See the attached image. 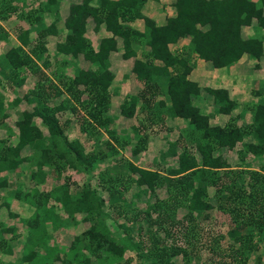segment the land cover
Wrapping results in <instances>:
<instances>
[{
	"label": "trees",
	"instance_id": "trees-1",
	"mask_svg": "<svg viewBox=\"0 0 264 264\" xmlns=\"http://www.w3.org/2000/svg\"><path fill=\"white\" fill-rule=\"evenodd\" d=\"M12 1L0 0V21H6L17 13V7L11 4ZM56 1L58 0H46L40 9L28 14L30 21L33 15V19L40 22L45 13L54 15L56 21H59V16L52 10ZM144 1L82 0L81 3L70 6L69 14L60 25L67 33L62 42L56 43V50L59 54L72 58L81 55L91 63L93 69L77 67L68 79L57 74L58 82L49 79L37 67L33 69L39 73V80L21 98L31 110L21 113L17 127L18 140L40 157L38 167H41V163H47L60 171L62 167L76 163L82 165L97 158L95 153H85L78 139L70 138L64 133L66 128L60 123L58 113L69 110L72 114H77L79 129L83 133L90 134L102 128L113 137L108 128L110 118L104 114L109 111V87L114 77L109 69V55L117 49L115 37L118 36L123 41L124 58L136 57L135 45L149 49L143 58H135L132 67V72L143 83L144 89L141 94L131 95L120 105V115L133 117L136 105L142 100L141 96L146 99L167 94L170 104L167 105L163 100L158 104L167 109L168 116L182 118L194 127L198 134L193 136V146L199 153L200 160L184 147L178 154L177 166L167 168L164 173L136 166L132 162H127L129 172L121 176L122 181L101 173L98 178L101 181L97 182L109 196L111 204L108 208L112 213H122L120 199L132 185L137 188L146 187L152 193L157 188L166 190L165 197H156L155 202L143 211L135 210L130 216L125 213L127 219L131 220L130 227L124 229L123 236L117 239L102 221L103 216L107 215L106 204L96 186L86 185L79 192H73L69 186L63 185L58 189L59 194L44 192L38 188L22 194L16 190L13 197L21 202L27 201L34 209L32 218L26 219L25 224L32 231L39 228L32 235L37 242L47 239L49 231L63 225L69 226L67 221L59 220L55 206L49 204L51 197L72 218L81 212L96 213L99 216L101 222L92 224L75 236L68 249L69 257L60 256L58 248L54 249L52 260H60L63 264H94L91 256L98 259V264H115L117 258H121L124 253V243L137 247L139 258L142 259L139 264H172L171 260L178 255L187 259L184 247L166 242L171 234L170 226L178 225L182 233L190 232L195 217L213 207L230 218L231 226L227 235L236 245L233 251L238 253V262L246 264L248 254L260 250V244L264 243V92H259L260 99L250 124L238 126L231 119L224 126H212L209 124V116L194 102L200 94L199 85L187 77L192 68L189 62L192 54L211 61L214 67L219 68L238 61L244 54L259 58L262 55L261 39L256 36L244 37L242 28L249 26L253 20L264 27L262 7H256L252 0H175V16L167 18L162 25H156L144 15ZM261 2L264 4V0ZM89 17L93 18L95 29L104 22L111 33L100 40L96 51L84 36ZM137 19L143 21L141 31L130 25ZM29 24V28L16 32L19 43H15L4 53L3 63L0 64V83L6 80L10 86L23 85L26 81L24 70L29 71L35 58L41 59V54L45 51L42 37L48 30L55 31L56 27L55 24L49 27L33 25L35 23L32 21ZM7 35L8 32L0 24V40ZM182 39H187L188 43L184 51L177 54L170 49V45ZM173 68L176 69L174 72ZM165 79L166 84L163 83ZM81 86L84 89L78 91ZM206 90L213 96L219 112L230 114L236 108L237 104L229 98L226 89ZM66 92L72 93V99L82 106L85 116L77 113L75 104L59 99ZM83 93H86V98H82ZM2 109L0 99V111ZM36 119L41 120L39 126ZM41 124L48 130L47 135ZM136 133L139 137V132ZM113 139L118 141L116 136ZM237 143L242 146L240 154L250 153L259 161L257 168H231L226 158L218 153L219 148L225 146L232 149ZM144 144L145 140L140 136L133 152H139ZM109 146L115 147L114 144ZM21 149V145L0 144V174L15 170L23 162L20 158ZM98 153L100 157L105 156L100 150ZM30 175H38V181L45 179L41 168ZM0 187H7L6 178H0ZM210 196H213L214 203L209 199ZM179 209L185 211L182 219L173 220ZM153 212L156 213L155 219L152 218ZM141 218L149 227L147 234L144 232L145 236H142L150 242L147 247L144 239L133 240L131 236L134 229L141 232V228L136 226V221ZM112 221L118 228L124 227L115 218ZM77 223L73 220L71 225ZM12 230L0 228V234L10 233ZM161 232L165 239L158 236ZM4 245L0 241V249ZM4 253L8 254L9 251L4 250ZM38 255V249L29 251L22 256L21 264H51L44 260L32 262ZM0 264H13V261H0Z\"/></svg>",
	"mask_w": 264,
	"mask_h": 264
},
{
	"label": "rangeland",
	"instance_id": "rangeland-1",
	"mask_svg": "<svg viewBox=\"0 0 264 264\" xmlns=\"http://www.w3.org/2000/svg\"><path fill=\"white\" fill-rule=\"evenodd\" d=\"M31 1L32 0H28L27 2L31 4ZM21 3L22 4L19 3L15 5L18 11L14 15L13 21H8V18L6 20L7 22L1 21L2 23H0L2 26L4 25L3 27L10 30L11 33L23 29L31 23V21L35 24L40 23L36 19H33V15L32 20L30 21L29 19L30 13H34L37 9H33L30 5H26L24 1ZM27 15L28 17H26ZM5 31L7 32L6 29ZM7 36L6 38L2 37V39L7 40ZM45 41L46 50L42 52L41 59L35 58L34 64L29 66V71L24 70L26 72V81L23 85L10 86L6 83V80L0 83V99L3 103V109L0 111V144L8 146L21 145L20 158H22L23 161L15 170L0 174V178H6L7 180V187H0V228L13 229L10 233L3 232L0 234V241L5 244L4 247L0 249L1 262L13 261V264H21L23 255L33 249H38L39 255L37 259H32V262L44 260L49 261L51 264H63L60 260H52L54 258L52 254L54 249L56 250V248H58L59 255L67 258V256L70 255L68 249L75 236L80 235L92 224L101 222L96 213L86 214L81 212L77 213L75 217L72 218L65 213L61 209L60 204L56 203L53 197H51L49 204L55 206V211L58 212L59 220L67 221L69 226L63 225L53 231H49L47 239L37 242L33 240L32 235L36 230H39V228H34V231H32L25 224L26 219L32 218L34 209L26 203L27 201L21 202L13 197V193L16 190L20 191L22 194L29 190L32 192L34 190L33 188H38V190L44 192L59 194L60 192L58 189L63 185L69 186V189L73 192H79L83 187H86V185H92L94 188L96 186L106 204L107 215L103 216L102 221L117 239L123 236L124 229L130 227L129 223L131 220L127 219L128 214L130 216L135 210L143 211L151 206L155 202L156 197L163 198L166 196V190L164 188H157L155 192L152 193L149 192L146 187L137 188L135 185H132L128 191L123 193L120 199L119 205L122 209V213H112L108 208V205L111 204L109 196L105 191H102L97 182L100 180H98V178L101 176V173L106 177H116L119 181H122L121 176L129 172L127 162H132L136 166L142 168L160 170L164 173L167 168L177 166L178 154L184 147L188 148L196 156L198 161L200 160V155L193 146V136L198 134L194 131V127L186 121L183 125L182 123L181 125L172 124L167 109L158 104V102L163 99L158 95L149 97V93L147 92V97L149 98L144 99L143 96H141L142 100L136 105V111L133 117L127 118L120 115V106L118 103L109 106V109L111 107L112 110H109V113L104 115L110 118L108 128L110 130L109 132L113 133V137L102 128L90 134L83 133L79 129V118L77 114H72L69 110L60 111L58 116L63 128H66L64 133L70 138L78 139L81 142L84 152L95 153L97 158L90 161L88 160L82 165L76 163L73 164V166L62 167L60 171L52 168L47 163H41V167H38L37 162L40 160V157L36 156L28 146H23L17 137V127L18 121L21 118V113L24 110H31L21 98L25 93L31 90L39 80V73L34 72L36 67L40 69V71L45 72L49 79L53 81H57V74L67 79L73 74L71 73L70 64L73 59H62L58 53L51 55L47 49V40ZM6 42L7 41L0 44L1 63H3L4 52L9 47L10 43L9 41ZM184 47L185 46H180L178 49H175L174 52L180 54L184 51ZM189 60V62L193 64V57ZM77 61L79 66L83 64L81 57H78ZM77 64L73 67V70H75ZM175 70L174 68L172 69L173 72ZM166 82L167 80L165 79L163 83L166 84ZM118 88L120 90L122 89L121 86ZM80 89L84 88L81 86L78 91ZM142 89H144V85ZM142 89L139 92L140 94L141 91H143ZM129 97H131V93L127 92L125 98L121 100L122 103L128 100ZM82 98H86V93H83ZM59 99L66 103L70 102V104H75L77 113L79 112L81 116H85V110L78 102L72 99L71 92H66ZM165 99L167 100V98ZM252 113H250V116L247 118L249 120L247 124H250L252 121ZM67 120H69V122ZM35 122L39 126L41 120L36 119ZM42 129L44 134L47 135L48 130L46 127L42 125ZM137 131L140 136L144 138L145 144L139 152H133L137 147L140 137L136 135ZM115 136L118 141L113 139ZM109 144H114L117 148H110ZM239 149H242L241 144H238L232 149L224 146L219 148L218 153L226 158L231 168L244 167L254 169L259 166V161L252 154H240ZM99 150L101 153L105 154L104 157H100L101 155L98 153ZM39 168L44 172V181H38V175H30L33 173L35 174ZM105 173L107 174L105 175ZM31 177H33V179H31ZM209 199L214 203L213 196H210ZM125 213L127 216H125ZM183 213H185V211L179 209L178 213L174 215L173 220L180 221L183 217ZM155 216L156 213L153 212L152 218L155 219ZM112 217L115 218L118 223L124 224V227L118 228L112 221ZM73 220L78 223L71 225ZM136 222V226L141 228V232L139 233L138 230L135 231L134 229L131 232V236L133 240H142L144 239L142 236L149 227L142 218ZM194 224H191L193 228H190V232L187 231L188 233L185 230V233H182V229L178 225L170 226L171 234L166 242L184 247L187 253V259H185L183 255H178L171 260L172 264H226L227 262L241 264V261L238 262L237 259V257H239L238 253L233 251L236 245L227 235V231L231 226V220L227 215L220 212L216 207H213L210 210L198 214L195 217ZM154 229L155 226L152 227V230ZM28 231H30V233ZM158 236L165 239L163 232L158 233ZM144 242L146 247L150 243L149 240L145 239ZM124 246V253L121 258H117L118 260L115 264H139V261L142 259L139 258L137 247L129 246L125 243ZM260 246V250L248 254V261L246 264H264V243H261ZM4 250H8L9 253H4ZM42 256H44V258H42ZM91 260L94 264H98V259L96 257L91 256Z\"/></svg>",
	"mask_w": 264,
	"mask_h": 264
},
{
	"label": "crops",
	"instance_id": "crops-1",
	"mask_svg": "<svg viewBox=\"0 0 264 264\" xmlns=\"http://www.w3.org/2000/svg\"><path fill=\"white\" fill-rule=\"evenodd\" d=\"M26 2V5H30L33 9H40L41 6L46 2V0H32L29 4L28 0H13L12 5H18L21 2ZM37 1V2H35ZM82 0H58L52 6V10L59 16L60 20L56 21L55 16L49 13H45L43 20L39 24L49 27L50 25H56L54 28L55 31H47L44 37H42V42H44V47L46 48L47 40V49L51 55L58 53L56 50V43L62 42L66 35V30L60 25L63 22L64 18L70 12V6L81 3ZM256 3V7H262V15L264 16V4L261 0H252ZM175 0H145L142 6V11L144 15L153 20L156 25H162L166 22V19L173 17L176 14V8L174 6ZM23 6V5H22ZM14 15L9 17L8 21H13ZM7 22V21H6ZM58 22V23H57ZM0 23H2L0 21ZM2 25V24H1ZM36 25V24H33ZM95 22L92 17H89L85 26L84 36L87 38L88 42L92 45V48L96 51L98 49L100 40L104 37H108L111 33L106 29L104 22H101L98 27L95 29ZM130 25L139 31L143 28L142 20H135ZM4 26V25H3ZM31 25L28 24L23 29L29 28ZM8 36L7 40L1 39L2 42L9 41V47L7 50L13 46L15 43H19L15 36L16 32L11 33L6 27ZM53 29V28H51ZM242 35L244 37L256 36L261 39L262 42V55L259 58H253L249 55H242L241 58L231 63L225 67H214L211 61H206L198 58L195 54H192L193 64L191 71L188 75V79L195 81L200 87V94L197 99L194 100L195 104L199 106L205 114L209 116V124L212 126L219 125L224 126L228 121H233L238 126L246 125L248 123V117L250 113H254V110L260 99L259 92H264V27L257 25L256 21L253 20L252 23L242 28ZM117 40V49L112 51L109 55V69L113 74V80L109 87L110 92V106L117 104L120 106L122 104L123 98H125L126 93L130 92L131 95H137L140 90L143 88V83L137 78L135 73L132 72V67L134 64L135 58H143L144 55L148 52V47L144 46H134V51L136 57L124 58L122 56L123 50V41L120 37H115ZM4 40V41H3ZM6 42V43H7ZM134 42V39H133ZM135 43V42H134ZM188 43L187 39H182L170 45V49L174 51L180 46H186ZM6 50V51H7ZM46 50V49H45ZM5 51V52H6ZM4 52V53H5ZM3 53V52H2ZM1 54V53H0ZM62 59L71 58L73 59L71 64V73H73V67L77 64L78 57H81L83 64L77 67L83 69H93L91 63L85 61L80 55L76 58L70 56H63L59 54ZM157 62V61H156ZM158 63V62H157ZM1 64V62H0ZM67 64V62H66ZM76 67V68H77ZM121 86V90L118 88ZM206 88L217 89L222 88L226 89L228 96L233 100L237 106L233 109L230 114H223L218 111V106L213 102V96L207 92ZM126 90V91H125ZM143 90V89H142ZM165 103L168 105L169 98L168 95L163 93L158 95ZM167 98V100L165 99ZM109 110H112L110 107ZM109 113V111H108ZM252 113V115H253ZM170 117V116H169ZM172 124L182 125L185 121L182 118H172L170 117ZM247 119V120H246ZM252 122V121H251ZM250 122V123H251ZM241 143H237L236 146ZM235 146V147H236ZM234 147V148H235ZM222 148V147H221ZM150 169V168H148Z\"/></svg>",
	"mask_w": 264,
	"mask_h": 264
}]
</instances>
